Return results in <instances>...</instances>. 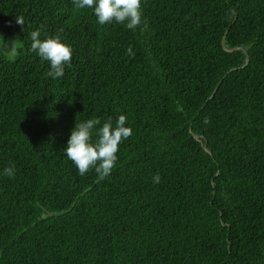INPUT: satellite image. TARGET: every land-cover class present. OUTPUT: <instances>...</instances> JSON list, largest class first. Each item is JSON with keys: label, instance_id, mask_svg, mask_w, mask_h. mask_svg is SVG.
<instances>
[{"label": "trees", "instance_id": "trees-1", "mask_svg": "<svg viewBox=\"0 0 264 264\" xmlns=\"http://www.w3.org/2000/svg\"><path fill=\"white\" fill-rule=\"evenodd\" d=\"M142 9L129 30L71 0H0L19 49L0 53V264H264V0ZM38 28L72 45L62 78L28 50ZM119 114L111 174L79 175L76 120Z\"/></svg>", "mask_w": 264, "mask_h": 264}, {"label": "clouds", "instance_id": "clouds-1", "mask_svg": "<svg viewBox=\"0 0 264 264\" xmlns=\"http://www.w3.org/2000/svg\"><path fill=\"white\" fill-rule=\"evenodd\" d=\"M77 9L91 10L98 25L122 24L129 30H134L142 23V0H71ZM18 24L24 20L16 17ZM2 37V36H0ZM29 51L35 53L41 62H47V76L52 79L62 78L65 67L71 66L73 49L59 34L43 36L38 28L29 34ZM131 52V49H129ZM0 53H6L10 58L19 54L16 39L6 42L2 37ZM132 135V128L127 124L125 114H119L113 121L111 118L101 122L99 117H92L75 122L63 154L76 167L79 175H84L94 169L100 179L109 176L116 164L117 153L121 142ZM14 166L5 167L0 175L12 177ZM160 176L153 177L154 183H159Z\"/></svg>", "mask_w": 264, "mask_h": 264}]
</instances>
